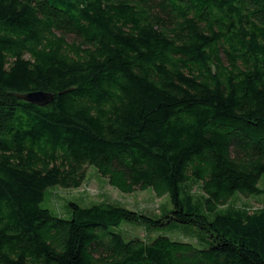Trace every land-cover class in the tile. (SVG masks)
Masks as SVG:
<instances>
[{
    "label": "trees",
    "instance_id": "1",
    "mask_svg": "<svg viewBox=\"0 0 264 264\" xmlns=\"http://www.w3.org/2000/svg\"><path fill=\"white\" fill-rule=\"evenodd\" d=\"M52 92L37 105L15 93ZM171 204L41 207L85 165ZM264 0H0V264H264ZM193 179L197 196L181 184ZM121 220L203 230L125 239Z\"/></svg>",
    "mask_w": 264,
    "mask_h": 264
},
{
    "label": "rangeland",
    "instance_id": "2",
    "mask_svg": "<svg viewBox=\"0 0 264 264\" xmlns=\"http://www.w3.org/2000/svg\"><path fill=\"white\" fill-rule=\"evenodd\" d=\"M188 179L181 184L180 195L183 196V188L191 190L194 195L200 194L198 183ZM258 185L263 188L260 193L242 195L239 192H233L226 203L217 207L218 211H226L228 206L246 205L250 208L264 203V176L258 179ZM107 200L119 203L128 208L157 217L170 209L171 204L166 193L156 196L152 189L147 186L142 189H134L129 192L120 191L110 185L106 177L100 175L96 168L91 165H85V178L77 187H61L58 185L48 186L39 201L41 207L49 209L51 212L62 217H70L69 201H74L80 205H87L94 201ZM119 231L127 239L133 235L151 238L157 234H166L177 240L191 242L196 247H205L208 245L205 232L198 227L186 224L171 222L158 228H151V231L144 223L121 220L119 224L111 227Z\"/></svg>",
    "mask_w": 264,
    "mask_h": 264
},
{
    "label": "water",
    "instance_id": "3",
    "mask_svg": "<svg viewBox=\"0 0 264 264\" xmlns=\"http://www.w3.org/2000/svg\"><path fill=\"white\" fill-rule=\"evenodd\" d=\"M15 95L25 101L42 105L49 102L52 98V92L42 89H32L22 92H16Z\"/></svg>",
    "mask_w": 264,
    "mask_h": 264
}]
</instances>
